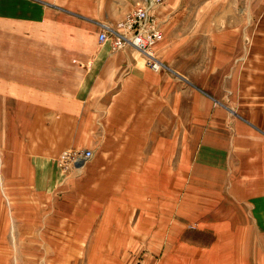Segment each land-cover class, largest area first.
<instances>
[{
	"label": "crops",
	"instance_id": "crops-1",
	"mask_svg": "<svg viewBox=\"0 0 264 264\" xmlns=\"http://www.w3.org/2000/svg\"><path fill=\"white\" fill-rule=\"evenodd\" d=\"M142 3L143 0H0V181L6 184L7 198L26 200L23 205L28 208L19 212L24 218L15 226L8 223L0 204L3 237L8 230L39 231L34 246L71 247V257L75 258L79 248H92L89 253L94 256L88 264H128L126 248L143 245L127 235L126 220L131 213L127 204L142 196L133 183L158 176L159 154L173 153L174 130L162 131L159 119L169 109L173 119L176 87L193 76L171 67L155 71L134 46L114 49L110 39L100 42L104 24L115 26ZM253 3L251 0L250 5ZM175 7L174 1L168 2L166 18L173 25L181 20L171 14ZM248 24L247 21L246 30L236 32L218 30L216 24L214 30L200 31L193 38L197 42L174 34L168 46L176 50L186 43L198 45L200 62L206 66L197 76L196 86H248L255 77L254 31L249 32ZM174 73L182 80L176 81ZM215 97L222 101V96ZM203 135L189 184L199 183L207 190L221 192L230 166L225 161L228 147L221 144L231 140L221 129H210ZM70 149L94 151L93 160L88 162L92 172L104 168L103 177L122 176L119 180L129 184L128 190L88 188L78 194L67 190L62 196L61 172L55 159ZM140 152L145 157L143 161L139 159ZM261 163L263 167V158ZM170 177L173 182L174 170ZM240 184L232 185L230 192H242ZM255 186L254 190L262 184L257 182ZM251 190L246 188L245 194ZM78 196L86 201L77 204L72 212L63 198ZM172 197L166 202L168 208ZM108 198L110 201L100 207ZM257 201L264 215L263 200L258 197ZM32 204H37V213L30 211ZM203 206L205 215H222L225 211L218 206L213 210ZM182 208L183 215L193 211L191 204H183ZM226 212L234 215L230 223H213L208 218L204 226L214 225L219 231L244 230L243 224L235 221V216L244 210ZM163 213L168 217V211ZM35 214L38 220L31 219ZM68 215L75 217L74 221L69 218L64 223L63 217ZM262 227L264 230L263 224ZM64 230L71 235H64ZM177 241L171 238L167 242ZM56 253L62 256L63 251L58 249ZM182 255L184 259L190 257L189 249Z\"/></svg>",
	"mask_w": 264,
	"mask_h": 264
},
{
	"label": "rangeland",
	"instance_id": "rangeland-1",
	"mask_svg": "<svg viewBox=\"0 0 264 264\" xmlns=\"http://www.w3.org/2000/svg\"><path fill=\"white\" fill-rule=\"evenodd\" d=\"M169 1H174L176 4L171 14H174L176 19L181 18L175 25L166 18ZM250 1L155 0L150 10L152 18L164 33V40L153 50L155 56L164 63L163 70L171 67L192 75L193 79H184L185 81H181V85L176 87L173 119L170 117V109L159 119V127L164 128L162 131L171 128L174 130L173 153L165 151L159 154L158 176L153 175L152 180L148 182L133 183L138 191L142 192V196L127 204L128 212H131L128 213L126 220L127 235L142 242L143 245L126 248L128 264H146V261L151 260L152 264H264L262 227L264 215H261L262 211L257 201L260 197L264 205V188L262 189L264 163L263 167L261 163L262 158L264 159V0H253L254 6L250 5ZM247 21L249 32L254 31L255 51V77L248 86H196L197 76L202 74L201 69L206 66L200 62L198 45L186 43L176 50L168 46V41H172L174 34L175 37L181 35L197 42L193 38H196L200 31L214 30L216 24L218 30L236 32L246 30ZM110 40L112 43V38ZM174 76L176 81L178 78L181 79L179 74L174 73ZM216 94L222 96V101L216 99ZM210 129L223 130L231 140L230 143L223 141L221 144L225 148L228 147L225 161L230 165L225 189L221 192L207 190L203 184H189L196 154L203 144V134ZM163 137H166L165 134ZM94 154L93 151V156ZM60 155L61 153L56 157L55 163L61 172L62 196L66 195L67 190H74L73 192L78 194V191L88 188L128 190L129 184L120 181L122 176L108 174L103 177L104 168L92 172L93 168L89 167V163L94 157L84 165L65 167L58 160ZM144 158L143 152H140L139 159L143 161ZM173 170L174 180L171 182L170 175ZM237 170L239 172L234 173ZM92 173L95 174V181L92 179ZM239 182L243 191L230 192L232 185ZM257 182L262 186L254 190L253 186L254 184L257 186ZM247 186L252 189L249 191L252 197L249 193L245 194L248 192ZM6 193L5 182L0 181V204L4 207L8 223L16 226L24 218L19 212L28 209L23 205L26 200L13 201L6 197ZM170 197L173 202L168 208L166 202ZM63 201H67L72 207V212H75L77 204L86 200L78 196L72 199L63 198ZM106 201L110 199L102 200L100 207H103ZM135 201L139 204L141 202L142 205L136 204ZM183 204H191L193 207L191 214L183 215ZM36 205L32 204L30 208L33 213L38 212ZM203 205L208 206L209 210L218 206L220 210H225L224 214L207 212L208 215H205L203 211L206 207ZM64 206L63 204L61 207L67 212ZM240 210H244V213L236 215L235 221L243 224L244 230L235 231L225 228L219 231L214 229V225L204 226L208 218H211L213 223L219 220L222 223H230L231 216L234 215L226 211ZM167 211L168 217L163 216V212L167 213ZM201 211L203 214L200 213ZM35 215H31L32 220H38L37 214ZM71 217L73 216H64V223ZM78 217L84 219L83 216ZM74 218H71L70 222L74 221ZM259 224L260 228H257ZM173 225H175L174 230H172ZM253 226L255 229L252 228ZM2 233L0 230V264H88L90 257L94 256V253H89L92 248L88 247L79 248L75 258L71 257L74 249L71 247L34 246V239L39 238V231L24 233L8 230L6 238ZM64 235L70 236L71 232L64 230ZM171 238L178 241L173 244L168 243ZM151 242L156 244L151 245ZM182 242L188 246H183ZM218 242L220 246H217ZM58 249L63 251L62 256L56 253ZM186 249H189L190 257L184 259L182 252Z\"/></svg>",
	"mask_w": 264,
	"mask_h": 264
},
{
	"label": "built area",
	"instance_id": "built-area-1",
	"mask_svg": "<svg viewBox=\"0 0 264 264\" xmlns=\"http://www.w3.org/2000/svg\"><path fill=\"white\" fill-rule=\"evenodd\" d=\"M154 2L155 0H144L143 5L127 13L115 27L104 24L99 40L104 42L112 38L114 49L127 45L134 46L144 54L147 65L159 71L164 67V63L155 56L153 50L164 40V33L150 14ZM92 157L93 151L90 149H70L63 151L58 160L62 166L69 167L84 165Z\"/></svg>",
	"mask_w": 264,
	"mask_h": 264
}]
</instances>
